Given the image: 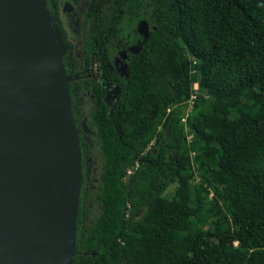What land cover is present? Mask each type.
Instances as JSON below:
<instances>
[{"label": "trees", "instance_id": "obj_1", "mask_svg": "<svg viewBox=\"0 0 264 264\" xmlns=\"http://www.w3.org/2000/svg\"><path fill=\"white\" fill-rule=\"evenodd\" d=\"M57 1L46 4L68 49ZM111 9L87 15L80 58L63 56L82 171L72 264H264V0Z\"/></svg>", "mask_w": 264, "mask_h": 264}, {"label": "water", "instance_id": "obj_2", "mask_svg": "<svg viewBox=\"0 0 264 264\" xmlns=\"http://www.w3.org/2000/svg\"><path fill=\"white\" fill-rule=\"evenodd\" d=\"M51 21L46 0H0V264H72L76 254L75 77Z\"/></svg>", "mask_w": 264, "mask_h": 264}, {"label": "flooded vegetation", "instance_id": "obj_3", "mask_svg": "<svg viewBox=\"0 0 264 264\" xmlns=\"http://www.w3.org/2000/svg\"><path fill=\"white\" fill-rule=\"evenodd\" d=\"M57 2V11L55 16L58 21V24L65 33V38L67 39V42L71 45H68V49L65 46V54H67V52H69L70 50V52L74 56L80 58L82 38L84 35V30L87 27V15L95 14L97 17H101L105 11L107 13L113 14L114 11H112L111 9L112 0H58ZM133 48L134 46H129L128 52H132ZM127 61V51L118 49L116 51V54L113 55L112 67L120 75L126 77L128 76ZM86 64V78L91 80L95 84H99L101 82L100 61L95 55H92L89 62ZM108 65L110 66L111 64L108 63ZM73 77L76 78V76ZM105 90V101L108 104L109 111H112L115 108L117 101L120 97V89L117 83L115 81H112L106 85ZM91 98H93V95H91Z\"/></svg>", "mask_w": 264, "mask_h": 264}, {"label": "rangeland", "instance_id": "obj_4", "mask_svg": "<svg viewBox=\"0 0 264 264\" xmlns=\"http://www.w3.org/2000/svg\"><path fill=\"white\" fill-rule=\"evenodd\" d=\"M141 25V27H139V28H141V29H143L142 27H143V25L142 24H140ZM198 84H196V85H194V88H198ZM184 124H185V127H186V129H187V121L185 120L186 119V116H184ZM80 132V131H79ZM188 138H190V136H188ZM172 191H173V186L172 187H170L169 189H168V191H167V194H171L172 193Z\"/></svg>", "mask_w": 264, "mask_h": 264}, {"label": "built area", "instance_id": "obj_5", "mask_svg": "<svg viewBox=\"0 0 264 264\" xmlns=\"http://www.w3.org/2000/svg\"><path fill=\"white\" fill-rule=\"evenodd\" d=\"M195 90H197L196 88H194ZM184 121V119L182 118V122ZM137 166V165H136ZM130 173V172H129Z\"/></svg>", "mask_w": 264, "mask_h": 264}, {"label": "clouds", "instance_id": "obj_6", "mask_svg": "<svg viewBox=\"0 0 264 264\" xmlns=\"http://www.w3.org/2000/svg\"><path fill=\"white\" fill-rule=\"evenodd\" d=\"M149 148V147H148Z\"/></svg>", "mask_w": 264, "mask_h": 264}]
</instances>
